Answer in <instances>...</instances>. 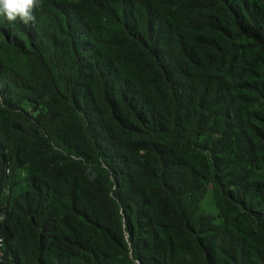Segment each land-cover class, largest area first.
Instances as JSON below:
<instances>
[{"label": "trees", "instance_id": "16d2710c", "mask_svg": "<svg viewBox=\"0 0 264 264\" xmlns=\"http://www.w3.org/2000/svg\"><path fill=\"white\" fill-rule=\"evenodd\" d=\"M32 15H0L7 259L264 264L199 211L213 182L264 234V0H39Z\"/></svg>", "mask_w": 264, "mask_h": 264}, {"label": "rangeland", "instance_id": "374dc122", "mask_svg": "<svg viewBox=\"0 0 264 264\" xmlns=\"http://www.w3.org/2000/svg\"><path fill=\"white\" fill-rule=\"evenodd\" d=\"M247 58L254 56V51L251 49L245 54ZM264 72V62H263ZM206 215H209L212 220L217 224H223L227 222L231 228L236 230L240 235L247 238L256 246L264 249V234L258 229L256 224H250L244 221L239 214V210L234 208L229 203L224 194L215 186L213 182L208 185L207 192L201 202V209L199 210ZM189 239L182 241L178 240L179 250L188 255V258L200 257V252L196 249L189 247ZM124 261H118L117 264H124Z\"/></svg>", "mask_w": 264, "mask_h": 264}, {"label": "clouds", "instance_id": "9594fccd", "mask_svg": "<svg viewBox=\"0 0 264 264\" xmlns=\"http://www.w3.org/2000/svg\"><path fill=\"white\" fill-rule=\"evenodd\" d=\"M38 3L39 0H0V15L5 16L10 22L19 19L24 24H28L35 19L32 9Z\"/></svg>", "mask_w": 264, "mask_h": 264}, {"label": "built area", "instance_id": "2783aa9c", "mask_svg": "<svg viewBox=\"0 0 264 264\" xmlns=\"http://www.w3.org/2000/svg\"><path fill=\"white\" fill-rule=\"evenodd\" d=\"M2 220H3V217L0 216V264H14V263H11L9 259H7L8 248H7L6 239L1 230Z\"/></svg>", "mask_w": 264, "mask_h": 264}]
</instances>
